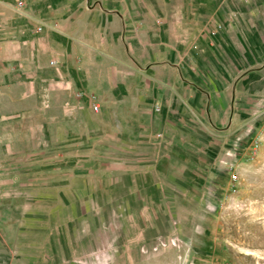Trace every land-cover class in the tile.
<instances>
[{"label": "crops", "instance_id": "obj_1", "mask_svg": "<svg viewBox=\"0 0 264 264\" xmlns=\"http://www.w3.org/2000/svg\"><path fill=\"white\" fill-rule=\"evenodd\" d=\"M1 100L0 149L62 152L8 264H169L195 109L264 111V0H0Z\"/></svg>", "mask_w": 264, "mask_h": 264}, {"label": "rangeland", "instance_id": "obj_2", "mask_svg": "<svg viewBox=\"0 0 264 264\" xmlns=\"http://www.w3.org/2000/svg\"><path fill=\"white\" fill-rule=\"evenodd\" d=\"M201 104L203 109L206 102ZM0 106L3 110L8 102L1 100ZM233 119L217 123L207 110L195 109L186 140L190 159L185 168L178 166L176 182L169 187L163 182L165 195L154 198L162 211L170 207V221L176 223L174 238L161 247L169 264H264V111ZM61 154L0 149V264L9 258L19 262L36 236L33 229L37 235L44 231L31 221L42 219L34 210L45 199L44 177L55 171ZM183 250L188 253L180 259Z\"/></svg>", "mask_w": 264, "mask_h": 264}, {"label": "built area", "instance_id": "obj_3", "mask_svg": "<svg viewBox=\"0 0 264 264\" xmlns=\"http://www.w3.org/2000/svg\"><path fill=\"white\" fill-rule=\"evenodd\" d=\"M244 1H245V0H244ZM16 5H17V6H20V5H21V2H20V1H17V2H16ZM48 64H49V65H53V64H54V60H49V61H48ZM96 108H97V106H96L95 104H93V105H92V109H93V110H96Z\"/></svg>", "mask_w": 264, "mask_h": 264}]
</instances>
